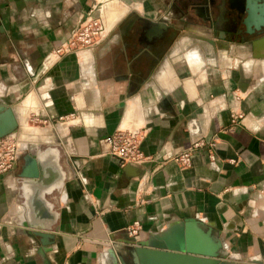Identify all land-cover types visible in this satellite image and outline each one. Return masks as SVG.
I'll list each match as a JSON object with an SVG mask.
<instances>
[{
  "label": "crops",
  "instance_id": "obj_1",
  "mask_svg": "<svg viewBox=\"0 0 264 264\" xmlns=\"http://www.w3.org/2000/svg\"><path fill=\"white\" fill-rule=\"evenodd\" d=\"M206 2L0 0V106L18 124L36 112L49 123L41 130L58 128L55 138L26 136L15 163L0 171V264H113L117 255L131 264L130 240L191 216L219 229L240 264L264 260V40L246 49L214 38L203 44L195 36L212 32L187 22L156 78L127 70L139 60L113 44L114 27L131 12L183 26L178 8L192 12ZM94 6L108 38L46 66V55ZM236 113L242 117L233 123ZM117 128L142 133L145 161L122 165L105 152L100 139ZM199 139L216 141L215 160L207 146L188 167L163 157ZM53 141L71 173L45 195V216L18 172L33 144ZM135 219L141 229L132 237L125 226ZM29 221L48 224L38 229L53 234L46 249Z\"/></svg>",
  "mask_w": 264,
  "mask_h": 264
},
{
  "label": "water",
  "instance_id": "obj_2",
  "mask_svg": "<svg viewBox=\"0 0 264 264\" xmlns=\"http://www.w3.org/2000/svg\"><path fill=\"white\" fill-rule=\"evenodd\" d=\"M231 1L207 0L203 6H200L205 13L204 20L213 25L212 13L216 9L223 10L228 3L229 10L235 14L230 15L231 20H238L250 34H254V31H258L259 34L264 33V0L257 5L252 4V0H240V5H244V1L247 2V9L239 8ZM168 27L166 22L158 23L154 27V34L149 32V36L160 37ZM209 38L211 39L210 36ZM214 42L218 45L215 40ZM0 114H3V121L0 122L1 138L12 133L18 125L11 108L0 106ZM47 150L49 151L45 154H40V151L24 153V162L18 172V177L24 186L32 189V203L37 204L41 201L38 206H41L45 216L48 210L45 195L62 186L65 181L64 169H68L70 162V160L66 161L67 165L63 163L59 150L57 156L50 149ZM27 225L36 228L32 233L39 237L43 249L53 243L52 233L38 230L47 228L48 224L29 221ZM227 248L228 243L222 239L219 229L214 225L206 224L197 216H191L181 221H173L166 228L149 233L138 240H130V245L125 250L131 258V264H240L237 261L240 258L228 252ZM249 262V264H264V260L258 258H251ZM112 263L128 264L122 260V255L115 256Z\"/></svg>",
  "mask_w": 264,
  "mask_h": 264
},
{
  "label": "flooded vegetation",
  "instance_id": "obj_3",
  "mask_svg": "<svg viewBox=\"0 0 264 264\" xmlns=\"http://www.w3.org/2000/svg\"><path fill=\"white\" fill-rule=\"evenodd\" d=\"M231 2L239 8L244 7L247 9L246 1H244V5H240V0H232ZM261 3H263V0H252V4ZM226 5L223 10L216 9L217 14L215 16L211 15L213 25L204 21V11L197 8L194 10H197L198 13L194 10L191 12L190 8H178L176 17L184 24L183 26L169 23L165 19H148L131 12L114 27L113 31L116 38L113 44H119L127 50L129 49L128 53L133 54L134 58L139 60L136 68L135 65L131 64L127 70L136 71L138 74L140 73L141 77L156 78L174 45L186 36L187 22L193 21L195 26L208 29L210 33L212 32L211 38H214L218 44H226L228 47L232 44L252 45L264 38V33L259 34L258 31H254V34H250L238 20H231L230 15L235 14L229 10L228 3ZM161 22H166L169 27L160 37H150L149 32L154 34L155 25ZM108 36L109 33L105 39Z\"/></svg>",
  "mask_w": 264,
  "mask_h": 264
},
{
  "label": "built area",
  "instance_id": "obj_4",
  "mask_svg": "<svg viewBox=\"0 0 264 264\" xmlns=\"http://www.w3.org/2000/svg\"><path fill=\"white\" fill-rule=\"evenodd\" d=\"M96 10L98 13H96ZM99 9L95 6L82 13L77 26L71 31L69 37L59 46L52 49L44 58L46 66L53 65L59 61L64 55L78 54L79 52L90 51L94 46L100 44L107 36V25L99 14ZM242 117L238 113L233 115V123ZM143 135L138 130L117 128L113 133L106 135L100 139L101 145L105 148L107 154L117 157L122 165L133 163L138 164L145 161L149 155L141 150V142ZM10 145V144H9ZM209 147L210 158L215 160L216 153L214 147L216 141L207 142L204 139L194 141L184 151L177 154L165 153V159H173L183 167L191 166L193 163V155L195 151L202 147ZM9 156H4V152L0 151V171L7 170L15 163L20 152V148L16 146L9 147ZM234 162L235 160L232 159ZM141 229V223L135 219L125 226V230L129 236H138Z\"/></svg>",
  "mask_w": 264,
  "mask_h": 264
},
{
  "label": "rangeland",
  "instance_id": "obj_5",
  "mask_svg": "<svg viewBox=\"0 0 264 264\" xmlns=\"http://www.w3.org/2000/svg\"><path fill=\"white\" fill-rule=\"evenodd\" d=\"M197 36H198V34H197ZM204 37L209 39L208 36H204V35H202V38L201 37H196V39H197L198 42H202L203 44H205ZM234 45L242 47L243 49H246V47H247L246 44H243V45L242 44H232V45L229 46L230 49H232ZM194 46H195V49H193L192 52H196V51L197 52H201L200 49L198 48V46H196V45H194ZM201 55H202V53H201ZM19 116H20V114H19ZM20 119H21L20 123L18 124V122H17L18 126L16 127V129L12 133H9V134H7V135H5V136L0 138V151L4 152V154H5L4 156H9V153H8L9 152V150H8L9 147L14 146V148H16V146H18L20 148L22 143H24V139L26 138V136H28V135L34 136V139H35V137L37 136L35 133H37V132L39 133L41 131H44V129L41 130L39 127L49 124V123H47L45 121L44 117L40 116L39 113L36 114V112H31V113L30 112H28V113L25 112L24 113V121H23L22 118H20ZM52 126L50 125L47 128V130L44 131V132L45 133L48 132L47 135L53 136L55 138L58 135L57 134L58 128H57V125H52ZM32 132H35V133H32ZM44 132H42V133H44ZM42 133H41V135H43ZM45 136H46V134H45ZM40 138L43 139L42 136H40ZM50 141H51V139H50ZM29 146H31V145H29ZM46 147H54V148H57L59 151H61V149H60L59 145L56 143V141H53L51 143L50 142H45V143L41 142V143H38V144H35V145L33 144L32 145V148H33L32 151H39V150H42V149H44ZM22 151H23V149H22ZM24 151H27V150H24ZM62 161L64 163L63 159H62ZM1 171H6V170H1Z\"/></svg>",
  "mask_w": 264,
  "mask_h": 264
},
{
  "label": "bare ground",
  "instance_id": "obj_6",
  "mask_svg": "<svg viewBox=\"0 0 264 264\" xmlns=\"http://www.w3.org/2000/svg\"><path fill=\"white\" fill-rule=\"evenodd\" d=\"M204 39H205V37H204ZM206 40H207V39H206ZM262 40H264V38L261 39V41H262ZM213 42H214V41H213ZM213 42H212V43H213ZM85 52H86V51H85ZM83 53H84V52H81V53L79 52L77 55H81V56H83ZM2 116H3V114H0V118H2V119H0V122L3 121V117H2ZM47 149H50L51 151H53V153H54L56 156L58 155V149H56V148H54V147H48V148H45V149L39 150V151H40L39 153H40V154H41V153H42V154H45V153H47V151H49V150H47ZM56 156H55V157H56ZM64 173H65L64 175H65V178H66V177L71 173V169H69V168H68V169H64Z\"/></svg>",
  "mask_w": 264,
  "mask_h": 264
}]
</instances>
